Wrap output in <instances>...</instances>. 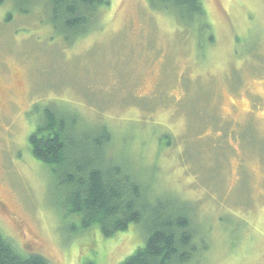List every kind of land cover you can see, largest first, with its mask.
<instances>
[{"label": "rangeland", "instance_id": "rangeland-1", "mask_svg": "<svg viewBox=\"0 0 264 264\" xmlns=\"http://www.w3.org/2000/svg\"><path fill=\"white\" fill-rule=\"evenodd\" d=\"M209 28L181 27L148 0H108L64 35L45 0L0 5V232L52 264H119L142 224L81 230L30 136L45 107L79 134L111 131L107 155L186 204L196 264H264V0H202ZM77 114V115H76Z\"/></svg>", "mask_w": 264, "mask_h": 264}, {"label": "trees", "instance_id": "trees-1", "mask_svg": "<svg viewBox=\"0 0 264 264\" xmlns=\"http://www.w3.org/2000/svg\"><path fill=\"white\" fill-rule=\"evenodd\" d=\"M7 0H0V5ZM22 6L37 0H10ZM53 13L50 25L70 37L88 31L108 0H45ZM157 11L170 13L181 27H208L202 0H148ZM77 115V114H76ZM74 112L47 106L30 136L32 154L51 173L63 207L79 221L81 230L99 228L110 238L142 224L144 244L119 264H196L203 254L198 233L186 204L167 195L149 194V187L130 166L107 155L111 131L93 136L79 134ZM0 264H52L40 253L19 250L0 232Z\"/></svg>", "mask_w": 264, "mask_h": 264}]
</instances>
